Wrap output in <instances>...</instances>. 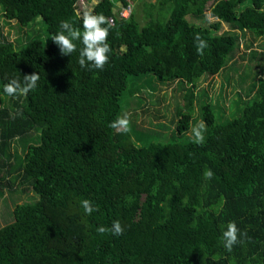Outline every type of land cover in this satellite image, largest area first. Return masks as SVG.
Instances as JSON below:
<instances>
[{
	"label": "trees",
	"instance_id": "16d2710c",
	"mask_svg": "<svg viewBox=\"0 0 264 264\" xmlns=\"http://www.w3.org/2000/svg\"><path fill=\"white\" fill-rule=\"evenodd\" d=\"M134 1L0 0V21L26 27L40 16L46 37L63 19L82 31L89 10L113 25L108 61L88 70L77 62L79 41L62 55L50 37L6 39L0 22V195L22 186L37 194L14 203L0 226V264H264V71L237 94L236 114L226 120H217L221 108L204 88L195 94L245 32L264 37V0H143V23ZM129 2L131 13L119 16L117 6ZM197 37L206 42L199 53ZM34 72L39 79L26 97L3 93L8 77ZM147 74L184 90L169 141H148L152 132L137 122L109 126L124 106L140 103L133 80ZM202 93L197 144L184 134ZM84 199L93 213L84 212ZM113 221L120 235L96 231ZM229 221L239 229L231 251L221 241Z\"/></svg>",
	"mask_w": 264,
	"mask_h": 264
},
{
	"label": "rangeland",
	"instance_id": "374dc122",
	"mask_svg": "<svg viewBox=\"0 0 264 264\" xmlns=\"http://www.w3.org/2000/svg\"><path fill=\"white\" fill-rule=\"evenodd\" d=\"M143 0H135L136 15L139 17L141 23L144 22L143 14ZM153 1V0H150ZM210 4V2L207 4ZM133 6V7H134ZM207 19L211 21L213 18L208 16ZM1 30L6 39L13 42L26 40L29 36H38L43 39L46 38L45 24L40 16H36L28 26H21L15 20L3 21L1 18ZM223 29H226V24H222ZM29 35V36H28ZM245 41L238 50L235 51L232 59L222 68L217 74L209 76L204 80H198L196 83L195 94L198 96L200 88H204L207 97L221 108V118L218 121H223L233 117L236 112L231 114L232 102L237 100V94L244 97V91L252 82L254 73L260 75L264 71V58L260 54L264 52V37H255L249 32H245ZM249 42L250 51L244 49V43ZM251 52H255L251 56ZM150 78V85L144 83V79ZM136 92L141 98L139 104H133L131 107L124 106L123 110L128 114L130 123H139L144 128H149L152 134L148 141H169L177 137L174 129L177 120L176 106L185 107V100L183 97L184 90L179 88L176 82L162 84L152 74L142 76L140 79L133 80ZM150 93L147 96V93ZM134 96L137 98V96ZM133 97V98H134ZM158 99V100H156ZM201 99H206L204 94L200 95V99L194 102L192 110V119L190 129L184 134L192 138L191 129L197 122H200L199 104ZM128 108V109H127ZM122 110V111H123ZM136 114L135 120L132 116ZM140 143L139 140L136 141ZM142 144V143H140ZM20 146H18V150ZM14 186H17L15 184ZM23 187V186H22ZM18 187L16 191H9L4 188L3 195H0V226L9 222L12 218L11 209L14 203L23 201H32L37 198V194L32 193L29 189L21 190ZM34 194V195H33ZM35 196V198H33Z\"/></svg>",
	"mask_w": 264,
	"mask_h": 264
},
{
	"label": "clouds",
	"instance_id": "9594fccd",
	"mask_svg": "<svg viewBox=\"0 0 264 264\" xmlns=\"http://www.w3.org/2000/svg\"><path fill=\"white\" fill-rule=\"evenodd\" d=\"M82 31L73 26V22L68 19L59 21V28L55 33H50L46 38L50 37L52 42L57 45L59 52L62 55H71L77 50L76 42L82 45L78 50V64L83 69H103L105 63L109 59L110 46L107 42L109 29L113 26L106 22L103 14L94 13L92 11H85L81 17ZM197 40V52H202L206 47V42L199 37ZM39 77L37 73L23 75V80L16 76L8 77L3 84V93L13 98L26 97L31 90H33ZM129 117L127 113L118 117L115 121L110 123V127H123L127 129ZM203 121L197 122L191 129L192 138L195 143L199 144L204 141ZM213 176L211 169L204 170V177L210 179ZM83 210L86 214L93 213L96 209L93 203L84 199L81 202ZM111 231L113 235H120L123 228L119 221H113L111 229L101 225L96 228L97 232L104 233ZM239 229L234 221H229L222 230L221 241L223 247L231 251L233 245L238 242ZM240 235H243L240 233Z\"/></svg>",
	"mask_w": 264,
	"mask_h": 264
},
{
	"label": "built area",
	"instance_id": "2783aa9c",
	"mask_svg": "<svg viewBox=\"0 0 264 264\" xmlns=\"http://www.w3.org/2000/svg\"><path fill=\"white\" fill-rule=\"evenodd\" d=\"M128 1H130V0H128ZM117 9H118L117 14L119 16L127 17L132 11V4H131V2H129L127 5H125L123 7L117 6Z\"/></svg>",
	"mask_w": 264,
	"mask_h": 264
}]
</instances>
